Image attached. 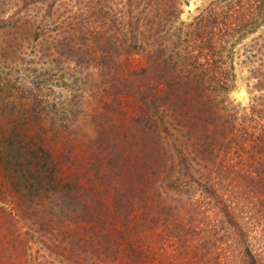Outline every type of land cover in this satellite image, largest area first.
Segmentation results:
<instances>
[{
    "label": "rangeland",
    "instance_id": "rangeland-1",
    "mask_svg": "<svg viewBox=\"0 0 264 264\" xmlns=\"http://www.w3.org/2000/svg\"><path fill=\"white\" fill-rule=\"evenodd\" d=\"M234 1L0 0V148L8 135L30 140L49 154L51 171L44 185L0 159V264H136V71L184 55L201 16ZM223 45L234 77L219 105L263 136L264 8ZM171 139L175 154L206 164L199 179L219 198L204 195L197 174L190 186L182 181L192 190L168 206L166 221L151 213L143 225L151 264H264V150L244 142L195 160L193 139ZM76 178L92 189L86 196L108 192L112 206V188L129 191L127 219L113 222L112 213L99 231L81 201L60 192Z\"/></svg>",
    "mask_w": 264,
    "mask_h": 264
},
{
    "label": "trees",
    "instance_id": "trees-1",
    "mask_svg": "<svg viewBox=\"0 0 264 264\" xmlns=\"http://www.w3.org/2000/svg\"><path fill=\"white\" fill-rule=\"evenodd\" d=\"M231 3H236L235 7L228 8L231 4L227 3L222 10L201 16L198 26L191 31V49L184 55H174L170 59H160L161 56H157L155 62L148 61L136 71L134 95L140 106L135 117L138 133L136 264L152 263V249L142 246L148 241L144 237L146 231L143 225H148L154 219L151 213L163 216L161 221H166L167 215L172 213L168 206L175 203L179 194L192 190L184 188L182 184V181H185L191 185L190 181H187L188 176L197 174V186L204 195L213 201L219 198L217 188L210 180L199 179L203 168L208 169L206 164L197 161L195 163L192 158L175 154L174 148L179 144H172V137H185L187 141L193 139V148H200L201 151L194 152L195 160L198 155L207 160L208 154H212L217 148L237 149L244 142L251 144L252 149L261 146L259 149L264 150V135H253L248 130L245 131L243 125L234 123L235 115L230 109L219 105L221 95L226 94L232 87L234 77L221 54L223 42L236 28L244 30L249 26L253 19H256L257 13L264 8V0H235ZM244 21L247 24H242ZM3 142L0 159L8 169L12 168L10 170L13 172L19 168L25 169L36 182L48 185L46 178L49 179L51 171L46 159L49 154L44 152L41 145L31 147L32 141L14 140L10 135L6 136ZM38 153L43 156H38ZM182 162L186 167H182ZM194 166L200 170L196 172L192 168ZM183 168L187 170L183 171ZM120 175L117 174L118 178ZM172 175L175 176L174 179ZM192 178V182H195L196 177ZM78 182L76 178V183H66L60 192L73 193L84 205L83 212L87 220L90 219L94 224L99 221V231L105 230L104 224L110 215L116 216H113V222L121 216V219L123 216L127 219L129 208L132 209L129 191L122 190L120 186L112 188L116 196L112 206L105 201L108 192H91L86 196L92 189L87 190L88 187H82ZM121 197L123 202L119 200ZM86 205L90 206L88 210H85ZM223 208L222 214L227 216L228 222L233 223L234 211L227 205Z\"/></svg>",
    "mask_w": 264,
    "mask_h": 264
}]
</instances>
